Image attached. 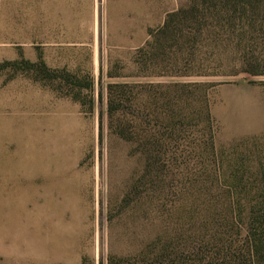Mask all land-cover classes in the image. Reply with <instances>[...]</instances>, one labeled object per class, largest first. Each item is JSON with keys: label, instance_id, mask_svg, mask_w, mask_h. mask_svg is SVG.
<instances>
[{"label": "rangeland", "instance_id": "obj_1", "mask_svg": "<svg viewBox=\"0 0 264 264\" xmlns=\"http://www.w3.org/2000/svg\"><path fill=\"white\" fill-rule=\"evenodd\" d=\"M230 4L0 0V64L42 61L52 73L0 69V264H201L220 248L204 227L213 190L204 205L201 180L215 156L199 153L200 110L168 107L163 90L183 83L192 99L204 94L225 159L231 144L264 134V74L251 73L264 70L263 4ZM171 11L158 54L138 52ZM119 83L150 90L115 88L109 128L107 88ZM170 110L179 123L155 124L166 126ZM115 119L148 137L164 131L165 159H149L159 163L147 172Z\"/></svg>", "mask_w": 264, "mask_h": 264}, {"label": "trees", "instance_id": "obj_2", "mask_svg": "<svg viewBox=\"0 0 264 264\" xmlns=\"http://www.w3.org/2000/svg\"><path fill=\"white\" fill-rule=\"evenodd\" d=\"M200 1L202 4H205L208 0ZM224 1L229 4L231 3L230 6L233 10H236V5H240L243 9L247 5L252 8L255 6L261 7L263 4L262 8L264 11V0ZM178 11L169 12L163 24L156 29L149 28L147 30L149 39L137 51L147 52L148 58L151 54L153 56L156 53L158 54L159 49L167 40L168 31L174 30L172 17ZM245 60H248L247 57H242V63H245ZM8 63L0 64V69L7 65L19 67V64H23L26 69L34 70V68H37L40 69V72L44 71L48 77L52 74L51 72L47 73L48 71H45L47 67L42 61L37 63L23 60L20 63L18 61ZM155 64L157 65L156 62ZM251 73L264 74V70H254ZM164 74L183 75L187 74V72H165ZM195 74L205 75L206 72L198 71ZM188 86V84L183 83L164 85L163 98L166 99L165 104L170 108H173L172 106H179L180 108L181 105L178 100H181L183 101V106L194 107L200 110L199 117L202 119V149L201 151L199 150V153L208 154L209 152L215 156V158L211 159V176L205 175L203 180H201V186L204 183L209 185L204 192V205L210 197H206L210 185L213 190L211 201L213 206L204 213L203 217L207 221L209 220V226L206 225L207 223H204V227H213L218 241L221 240L222 242H218L221 245L220 248L201 264H264V134L261 136H252L249 139L231 144L229 154L232 158L230 159H228L229 157L227 159L224 158L223 153L225 151L223 148L215 153L211 135L212 119L209 114L208 103L206 102L204 94H202L200 100L192 99V96H190L192 94H189L187 89ZM194 86L200 87L202 85L195 84ZM115 88H139L144 89L143 91L147 93L150 90V87L146 84L134 86L119 83L109 85L107 88L109 128L110 125L114 124L113 117L117 109V102H115L113 95ZM174 115L170 110V113L167 115L166 126L164 123L166 119L164 120L159 116H154V120L156 118L155 124H159L163 128L170 127V125L175 126L179 121L174 119ZM137 129L136 132V128L132 126V121L129 122L127 120L125 124L117 119L114 132L122 139L137 142L139 145L137 149L144 159H147L144 166L145 170L150 172L151 165L154 164V167H156L159 160L150 162L148 161L149 159H165V155L167 154V135H164V131L159 135L151 132L148 137L147 128L139 126ZM162 256L161 253L159 257L162 258ZM108 264H110V259L108 260Z\"/></svg>", "mask_w": 264, "mask_h": 264}]
</instances>
